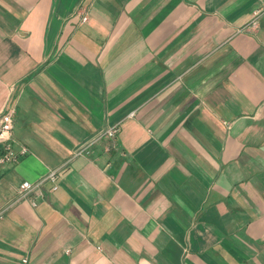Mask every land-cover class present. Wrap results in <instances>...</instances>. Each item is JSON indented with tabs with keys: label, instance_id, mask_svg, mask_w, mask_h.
<instances>
[{
	"label": "crops",
	"instance_id": "0c3cea01",
	"mask_svg": "<svg viewBox=\"0 0 264 264\" xmlns=\"http://www.w3.org/2000/svg\"><path fill=\"white\" fill-rule=\"evenodd\" d=\"M263 7L0 0V264H264Z\"/></svg>",
	"mask_w": 264,
	"mask_h": 264
},
{
	"label": "built area",
	"instance_id": "2783aa9c",
	"mask_svg": "<svg viewBox=\"0 0 264 264\" xmlns=\"http://www.w3.org/2000/svg\"><path fill=\"white\" fill-rule=\"evenodd\" d=\"M264 18V7L258 10H255L249 19V23L244 27V31L256 30L261 22V19ZM87 20V17L83 19V22ZM15 113V109H9L1 116V123H0V146L2 148L1 155H0V163L2 164H15L20 160V158L26 156L28 154V150L22 147L20 150H15L12 148L11 142L13 141V124L14 118L13 115ZM119 132V126H115L113 128L103 130V132L96 135L93 139H90L88 142L83 144L80 148H78L73 155L74 157L78 156H86L89 155V149L102 140L104 137L109 139H114ZM57 171H52L45 176V179L36 183L32 184L29 182H24L18 189L19 197L18 200L25 199L31 191L35 189H39L41 186L45 184V182H50L53 186L51 191L58 190V180L59 176ZM26 260H24V263Z\"/></svg>",
	"mask_w": 264,
	"mask_h": 264
}]
</instances>
